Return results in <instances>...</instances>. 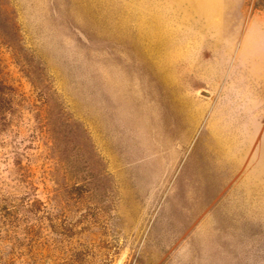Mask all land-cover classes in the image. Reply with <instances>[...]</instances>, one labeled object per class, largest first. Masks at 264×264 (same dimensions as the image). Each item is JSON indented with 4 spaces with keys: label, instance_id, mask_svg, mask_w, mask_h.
<instances>
[{
    "label": "rangeland",
    "instance_id": "rangeland-1",
    "mask_svg": "<svg viewBox=\"0 0 264 264\" xmlns=\"http://www.w3.org/2000/svg\"><path fill=\"white\" fill-rule=\"evenodd\" d=\"M0 264H264L254 0H0Z\"/></svg>",
    "mask_w": 264,
    "mask_h": 264
},
{
    "label": "trees",
    "instance_id": "trees-1",
    "mask_svg": "<svg viewBox=\"0 0 264 264\" xmlns=\"http://www.w3.org/2000/svg\"><path fill=\"white\" fill-rule=\"evenodd\" d=\"M254 7L260 11H264V0H254Z\"/></svg>",
    "mask_w": 264,
    "mask_h": 264
},
{
    "label": "water",
    "instance_id": "water-1",
    "mask_svg": "<svg viewBox=\"0 0 264 264\" xmlns=\"http://www.w3.org/2000/svg\"><path fill=\"white\" fill-rule=\"evenodd\" d=\"M200 94H201L202 96L206 97V98L211 97L210 93H208V92H206V91H202V92H200Z\"/></svg>",
    "mask_w": 264,
    "mask_h": 264
}]
</instances>
